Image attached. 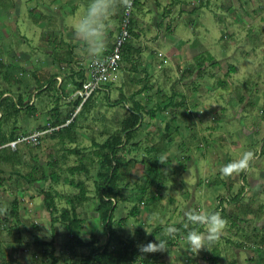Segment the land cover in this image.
Instances as JSON below:
<instances>
[{
    "label": "rangeland",
    "instance_id": "rangeland-1",
    "mask_svg": "<svg viewBox=\"0 0 264 264\" xmlns=\"http://www.w3.org/2000/svg\"><path fill=\"white\" fill-rule=\"evenodd\" d=\"M65 1L63 39H51L54 30L50 39H44L41 36L50 28L41 15L53 13L39 0H0V133L10 141L11 132L16 137L26 135L51 125L55 117L67 118L63 125H68L76 116L69 133L53 129L40 136L38 145L20 142L15 150L0 149L9 155L0 159V207H10L16 199L20 214L19 223L0 215V264H49L50 247L36 245L34 234L44 240L54 237L55 253L60 256L57 264H78L69 258L66 243L70 237L63 224L58 221L50 226L42 202V188L77 192L70 179L83 180L88 196L77 207L84 219L81 237L89 240L90 234L96 233L101 242L106 240L95 209L100 167L95 151L106 138L120 134L121 121L128 114L131 100L114 104L115 100L120 95L129 97L141 87L136 97L145 109L163 104L175 90L185 96L186 106L174 110H184L187 115L182 118L175 112L179 128L167 138L163 137L166 126L175 125L172 121L169 124L173 116L169 106L155 108L153 116L144 110L143 120L127 145V157L137 162L120 169L122 196L116 199L111 221L113 249L127 243L138 246L152 238L153 231H167L180 218L168 216L177 207L183 214L185 185L190 195L193 187V192L214 189L207 184L217 178L216 196L231 200L238 181L242 182L240 171L247 175L250 166L264 168V153L258 152L264 137V0L135 1L132 15L138 26L127 38L128 52L106 87L102 83L82 108L73 103L75 81L80 79L77 72L80 68L87 72L94 56L75 36L73 24L88 0ZM127 1L116 0V11L108 21L106 47L117 34ZM151 6L157 7L155 14ZM194 7L195 11H188ZM31 8L33 16L41 18L38 24L29 14ZM53 18L58 19L56 15ZM198 57L205 63L197 70ZM50 74L57 76L56 85L48 82ZM58 85L62 91L56 89ZM19 95L23 107L15 111L11 100ZM174 98L182 99L179 95ZM151 145L156 153L149 150ZM249 150L255 154L252 151L246 167L224 173L225 164ZM164 154L167 159L161 162L159 157ZM155 157L160 174L149 183L153 175L148 167ZM71 165H83L86 170L70 173ZM51 171L59 174V182L42 177ZM30 175L36 178L33 183ZM143 185L146 191L139 198ZM56 201L58 207L67 205L64 199L57 197ZM231 209L228 206L227 210ZM87 250L75 244L77 258ZM245 252L241 250V256ZM226 254L232 257L233 252ZM240 260L249 264L244 257Z\"/></svg>",
    "mask_w": 264,
    "mask_h": 264
},
{
    "label": "trees",
    "instance_id": "trees-1",
    "mask_svg": "<svg viewBox=\"0 0 264 264\" xmlns=\"http://www.w3.org/2000/svg\"><path fill=\"white\" fill-rule=\"evenodd\" d=\"M137 1V0H135ZM134 1V3H135ZM177 0H170V3L173 4ZM127 5V4H126ZM192 11H195V7L192 9ZM124 15V13H123ZM122 24V20L118 26L117 33L120 30ZM137 27V21L136 18L132 15L129 17V23H128V30L129 35L130 32ZM127 40L122 46V56H125V52H128V44ZM114 41V40H113ZM113 41L105 47V50H109L112 47ZM211 57V56H210ZM196 58V57H195ZM197 70L203 66L205 61H202L201 57L197 58ZM234 67L231 66V69ZM80 79L79 81H75V88L74 89H80L82 88L85 76L84 71L80 68L77 72ZM47 80L49 83H57L56 75L50 74L47 77ZM109 81V80H108ZM108 81H106L103 85H107ZM145 86V85H143ZM56 89L58 91H62L60 86H56ZM142 91L139 89L138 91H135L129 95V97H125V95H120L118 99L115 100L114 104L118 102H123V104L130 99L131 105L128 107V114L122 119L121 126H120V134L115 133L114 135H111V137L106 138L102 143H99V150L95 151L97 156H99V163L100 167L97 170V180L95 181V191H96V197L98 199V203L95 207L97 213L99 214V217L101 221L103 222V231L107 235L106 240L104 242H101L97 236L96 233L90 234L89 240H84L81 237V230L83 228L84 219L79 216L77 207L78 204L86 200L88 198L86 194V187L83 180H79L74 182L72 179H70L71 185L78 188L77 192H69L64 193L57 190H51L47 188H42V202L45 206V209L49 213V221L50 226L53 227L56 222L60 221L63 224L64 229L66 230L67 234L70 237V240L66 243V246L70 249L69 250V258H74L78 260V264H158V259L162 257L163 249H156V250H150V251H144L143 245L147 244L148 242L152 241V238H149V240H146L141 246L133 245L132 243L122 244L118 249H113L111 246V239L113 236V230L111 226V221L113 219L114 210L116 207V199L122 196V187L118 184L119 180V174L120 169L124 166H128L131 164H134L137 162L136 159H131L127 157V154L129 153V147L128 142L131 141V138L133 137V134L135 130L137 129V126L141 124V121L143 120V113L144 110L150 113V116H153L155 112V108H166L169 106V109L172 110V117L169 118V124L170 121H174L176 119L174 108L176 107H183L185 109L186 106V98L183 95L179 94V91L172 90L170 95L168 96V100H166L163 104L157 103V105L154 107L153 105L150 106L148 109H145V106L141 103V101L136 97L137 93ZM5 92V91H4ZM4 92L2 93L4 95ZM93 94V93H92ZM91 94V95H92ZM9 95V94H8ZM90 95V96H91ZM176 95H179L182 99L181 101H176V98H174ZM7 96V95H5ZM89 96V97H90ZM89 97H87L85 100L82 101L81 96H76L73 103L75 106H79L82 108L88 101ZM11 106L14 108L15 111H18L19 108L23 107L22 105V99L20 95L16 98V101L14 98L11 100ZM73 110V109H72ZM184 111V110H183ZM178 111V112H183ZM184 114V113H182ZM68 120L71 117V112L68 113ZM76 116H73L71 120L67 123L68 125H63L64 122L67 120V118H57L55 117L51 125L48 123V125L57 127V129H54L60 133L63 131L69 133L70 126L74 123ZM66 119V120H65ZM167 123V122H166ZM70 124V125H69ZM66 126V127H65ZM46 126L42 127L45 128ZM178 129V125H171L166 126L165 128V134L163 137L169 138L171 137L174 130ZM16 138L15 134L11 132L9 139L12 140ZM71 141L73 140V137L70 136ZM6 138L4 135L0 133V145L6 143ZM6 148V146L0 148L3 149ZM11 149L10 147H7ZM15 150V149H12ZM78 152V149H73ZM149 150L154 151L155 153L156 148H154L153 145L149 147ZM73 152V151H71ZM260 152L264 153V137L262 139V144L260 148ZM9 157L8 154H4L0 152V159L5 158L7 159ZM158 158L156 157L152 160V163L149 164L148 169L152 172V179L149 180V183H153L154 178L158 174H160V171L158 169L157 162ZM86 167L83 165H71L68 167V171L70 173L73 172H81L85 171ZM1 171V169H0ZM42 177L45 179L49 178L51 182L57 183L60 180V176L55 171H51L48 174L43 173ZM3 177H0L2 179ZM35 177L30 175L29 181L34 182ZM1 180H0V187H1ZM146 187L143 185L140 189V196L145 193ZM64 199L67 205L58 207L56 198ZM0 209H5L1 208ZM137 208L134 209V213H137ZM4 214L6 218H13L16 223L20 222V214L18 211V200L14 199L11 206L6 208V211L0 210V215ZM194 227V226H193ZM188 227L184 223H179L177 225V228L179 229L175 233L172 234H166V235H160L162 236V240L166 241V245L174 243V235H179L180 233L188 232L191 228ZM199 228V227H197ZM199 230H201L199 228ZM160 230L153 231L154 235L160 234ZM33 241L36 245L40 246H49L50 250L48 251V255L50 256V262L49 264H57L60 260V256L55 253V245H54V237H51L49 240H44L38 235H33ZM77 246L86 247L87 253L84 254L82 257L77 258L76 257V251H75V244ZM1 252V247H0ZM71 264L73 262L71 261Z\"/></svg>",
    "mask_w": 264,
    "mask_h": 264
},
{
    "label": "crops",
    "instance_id": "crops-1",
    "mask_svg": "<svg viewBox=\"0 0 264 264\" xmlns=\"http://www.w3.org/2000/svg\"><path fill=\"white\" fill-rule=\"evenodd\" d=\"M48 1L39 0L40 4L44 5V7H46L50 12L53 13L50 16L44 13L41 15L42 19L44 18V25L50 28V30L45 32L41 37L44 39H50V33L52 30H54L56 32H54V36H52L51 39H63V30L66 27L64 18L66 12V9L64 7L66 1ZM203 4L204 2H201V5ZM151 11H155V14L157 11V7L155 8V6H151ZM29 14L34 20H37V24L40 22L39 19L41 18L37 19L35 16H33L32 8L30 9ZM53 15L57 16V21L53 18ZM59 15L61 16V20H59ZM171 15L169 14V17L172 19ZM54 27L57 30L53 29ZM60 29L62 32H60ZM197 54L204 55L205 52H198ZM197 54H195L194 56H196ZM210 56L212 55L208 53L207 57L209 59L212 58ZM87 74L88 71L84 72V81L86 80ZM14 99L16 101V98ZM176 113L180 114L182 118L187 115L185 111L182 112L184 114L178 111H176ZM173 122H175V125H179L177 119H174ZM259 151L260 148L258 149V152ZM253 152L255 154V150ZM249 172H247V175H244V171H240L242 182L239 183L238 181V187L232 194L233 197L231 198V200L230 198L227 199L222 195H220L219 197L216 196L217 194L215 192L219 191V182L217 181H220L217 178L215 182L211 181L209 184H207L213 186L214 189L208 190L202 188V190L200 189L199 191L193 192V189L195 188L193 187L190 195L187 191L188 186L185 185L184 196L187 199L184 198L186 201V205L183 209V214L177 207V210H174L168 216L170 217L171 215H173L174 218H176V216H180L179 220L175 221L173 225L177 227V225L182 222L188 227H199L201 229L200 231L205 233L207 232L206 225L194 224L189 220L186 215V210L188 209L209 212L219 211L221 215L226 219V224L223 228L222 234L218 238H214L211 240L205 238L202 242L203 245L199 249L194 247L187 240V232L180 233L179 235H174V243L165 246V248L162 250V257L158 259V264H243L240 260V257H244L249 264H264V252L259 250L258 247L254 245L255 243L257 244L264 241V168L259 167V165L257 167L250 166ZM227 191H229V186L227 188ZM253 193L255 194L253 195ZM227 200L229 201V203ZM226 203L228 205H226ZM228 206L232 208L231 211L227 210ZM248 221H251L250 225H247ZM160 231L161 232L159 236L154 235L152 237L153 242H157V239L162 240L163 237L160 236L161 234H168V232L163 231V229ZM224 239L226 241H224ZM143 243L138 244V247ZM241 250L246 251L245 256H241ZM226 252H233L232 257L229 256L230 254L227 255ZM239 255L240 257H238Z\"/></svg>",
    "mask_w": 264,
    "mask_h": 264
},
{
    "label": "clouds",
    "instance_id": "clouds-1",
    "mask_svg": "<svg viewBox=\"0 0 264 264\" xmlns=\"http://www.w3.org/2000/svg\"><path fill=\"white\" fill-rule=\"evenodd\" d=\"M116 11V0H88L85 10L80 14L74 24L75 36L85 45V51L94 57H100L106 47V32L108 21ZM252 151H246L239 159L232 160L223 166L225 174H230L235 170L242 169L247 166L252 158ZM167 155H161L159 160L164 162ZM4 210L5 209H0ZM186 215L194 224H203L207 226V232H202L197 227L191 228L187 234V240L197 249L203 244L205 238L211 240L218 238L226 224V219L219 211H198L195 209L186 210ZM169 234L175 233L179 229L175 225L167 227ZM166 246V241L158 240V242L150 241L144 244L143 250L150 251L163 249Z\"/></svg>",
    "mask_w": 264,
    "mask_h": 264
},
{
    "label": "built area",
    "instance_id": "built-area-1",
    "mask_svg": "<svg viewBox=\"0 0 264 264\" xmlns=\"http://www.w3.org/2000/svg\"><path fill=\"white\" fill-rule=\"evenodd\" d=\"M135 0H128L122 18V24L119 32L115 35L112 47L109 50L103 52L100 57H93L89 63V70L86 80L83 82L82 88L76 89L75 92L78 96H81L82 101L89 97L96 89L100 88L102 83L110 80V76L118 68L122 46L126 39L129 37L128 23L131 16ZM56 127L47 125L45 128L31 131L26 135L18 136L4 144L0 145V148L6 146L11 149H16L20 142L30 143L32 145H38L40 143V136L48 131H51ZM258 249L264 252V242L258 246Z\"/></svg>",
    "mask_w": 264,
    "mask_h": 264
}]
</instances>
